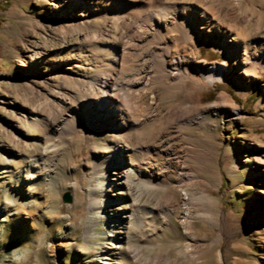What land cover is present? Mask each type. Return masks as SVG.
Wrapping results in <instances>:
<instances>
[{"label": "rangeland", "instance_id": "obj_1", "mask_svg": "<svg viewBox=\"0 0 264 264\" xmlns=\"http://www.w3.org/2000/svg\"><path fill=\"white\" fill-rule=\"evenodd\" d=\"M55 1L72 19L52 15ZM257 2L205 0L221 28L235 35L228 42L237 55L196 42L185 52L190 77L183 91L172 97L149 87L162 95L154 103L127 96L123 86L122 105L140 111L149 104L150 119L138 126L143 133L122 129L118 136L107 134V123L71 133L61 126L82 105L78 95L107 93L97 91L95 77L112 68L100 64L99 53L127 45L138 34L134 26L124 30L128 15L146 20L153 8L113 20L96 0H0V264H102L106 251L113 264H264V63L244 64L242 55L244 45L264 42V0ZM97 31L101 40L92 39ZM152 41L137 38L129 56L145 74L158 69L157 77L170 81L178 66L153 61L146 45ZM172 43L174 57L190 48L183 39ZM224 63L223 79L199 72ZM124 143L136 154L134 165L107 163ZM6 165L11 172H1ZM119 167L132 168L129 193L98 217L90 189H112ZM17 173L21 188H10Z\"/></svg>", "mask_w": 264, "mask_h": 264}, {"label": "bare ground", "instance_id": "obj_2", "mask_svg": "<svg viewBox=\"0 0 264 264\" xmlns=\"http://www.w3.org/2000/svg\"><path fill=\"white\" fill-rule=\"evenodd\" d=\"M75 1L79 3V0ZM83 1L88 2L89 0ZM96 1L98 2L99 6H101V10L104 11V17L109 13L115 15V17L112 18L113 20L117 19V17L129 14L131 10L136 9L137 11L138 9H148L149 7H152L153 9H150L148 11L146 20H142L140 14L128 15L124 30L127 32L130 26H134L135 29H138V34L132 36L130 40L126 42L128 43L127 45L119 46L117 44H112L113 47L109 48L108 51H106L107 53H99L102 59L107 62H102L100 64L103 66L109 65L112 68L110 72H108V70L103 71L95 77L96 81L98 80L97 91H99V93H103L104 91H106L107 93H103L99 97L89 98L78 95L77 100L79 102H82V105L79 107H74L72 115L70 114L68 116L69 118L63 119L61 126L62 133H71L80 126H87L98 123H107L110 128V131H108L107 134H115L121 136L122 133L120 132V130L122 129L130 132L136 130L139 133H143L145 129L138 128V126L140 124H143L147 119H150L149 114L146 112V108H150L151 105L147 103L148 105L146 106L145 104V108L141 109L140 111L137 110V108L136 111H134L135 108H133L134 110H131L126 107L127 105L125 107L122 105L124 104L123 99H125L124 97L126 95H139L141 98H144L145 101L154 103L162 96L161 93L150 90L149 87L154 86L160 91L164 90L166 92L165 95L176 97L179 92L183 91L186 80L190 77L188 68L184 66V57H186L187 55L185 52L191 51L196 42H207L214 47H218L222 50L227 49L230 55L233 57L237 55V49H235L234 44H229L228 42L235 41V35L231 36L232 33L229 32V29V31H226L221 28L215 10H209V8H211V5H203L205 0H202L201 3L203 7L195 4L184 6L176 3L170 4L168 2L156 5L154 2L155 0ZM253 1L254 3H256L257 1L260 2V0ZM51 8L53 16H60V18L71 17L72 19L74 15V13H72L71 11H65L64 9H62L56 3V1L54 3H51ZM237 9L239 10V8ZM77 13H79V11H77ZM149 17L151 19V22L148 20ZM62 27V30H65V28L69 27V24L64 23L62 24ZM102 34L103 31H97L95 35H93L92 39L101 40L100 38L102 37ZM143 35H150L151 39H153L152 42L146 43V45H149L147 53H149L153 57V61L157 62V64H159L161 67L167 65L178 66L176 72H171L170 77L172 78V80L165 81L162 78L157 77L158 69H155L153 71V74H145V66L141 68L142 64L140 66V63H138V58H136L135 56H129L128 50L130 48V45L134 44L137 38H142ZM120 36L122 37L124 35L120 34ZM169 37L174 40L183 39L187 44H190V48H188V46H184L183 55H181L180 57L172 56V53L174 51V43H172V39H168V43L161 47L163 40ZM238 37L239 36H237V38ZM156 43L160 44L159 48H156ZM138 46L141 45L138 44ZM92 52L95 53V51L93 50ZM143 54H146V52L142 53V55ZM242 55L244 64H251L253 58L256 59L257 62L264 63V42L259 43V48H256L252 44L244 45L242 48ZM61 62L64 63L63 59H61ZM74 65L79 66L77 63ZM226 71L227 70L225 63L218 65L213 64L204 66L203 68H199V72L201 74L206 75L212 80H218L220 78L223 79ZM120 80L123 85H120ZM123 86L129 87L128 92L127 89H125ZM122 91H126L128 94H126L125 92L126 95H123ZM197 109H200V107H197ZM208 109L209 108H206L204 110ZM61 110H64L63 107L61 108ZM131 150L132 148L127 143L118 144V153L108 155L107 163H120L121 161L128 159V166L134 165L133 161L136 157V154H134L133 150ZM2 171L3 173H6L8 171L11 172L12 169L8 167V165H6L3 166L1 172ZM116 171V175H118V177H121V180L119 179V181L117 180V182H115L116 180H112V182L115 183L111 185L113 187L112 189L106 188L101 183H99L98 186L90 189V194L92 196V199H90L91 208L93 209L96 206L97 209L94 212L98 213V217L103 216L102 214H106L105 206H108L116 201V198H118L119 195H125L126 193H129L128 178L131 175L130 172H132V168L128 167L126 170V168L119 167ZM15 176L17 177H14L12 179L10 188L14 184L17 189H20L21 184H19V182L21 181V178L19 177L18 173ZM8 187L4 189L3 195L5 193H9L10 188ZM112 191H116V193H113ZM94 212H92V215L94 214ZM117 212L118 214L115 215H120V213L122 212L121 215L125 217L129 216L128 211L126 210H116V212L114 213ZM92 225H94V223L91 222L90 219L88 222V227H91ZM103 259L104 260L101 262L102 264H113L114 262H117L112 260V256L108 251L105 252V256L103 257Z\"/></svg>", "mask_w": 264, "mask_h": 264}, {"label": "water", "instance_id": "obj_3", "mask_svg": "<svg viewBox=\"0 0 264 264\" xmlns=\"http://www.w3.org/2000/svg\"><path fill=\"white\" fill-rule=\"evenodd\" d=\"M64 200H65L66 202H70V201L72 200V198H71V196H70L69 193H66V194L64 195Z\"/></svg>", "mask_w": 264, "mask_h": 264}, {"label": "trees", "instance_id": "obj_4", "mask_svg": "<svg viewBox=\"0 0 264 264\" xmlns=\"http://www.w3.org/2000/svg\"><path fill=\"white\" fill-rule=\"evenodd\" d=\"M209 98H210V97H209ZM209 98H208V99H209Z\"/></svg>", "mask_w": 264, "mask_h": 264}]
</instances>
